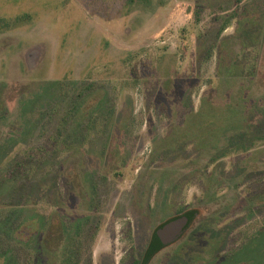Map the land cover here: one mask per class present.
Listing matches in <instances>:
<instances>
[{
    "label": "rangeland",
    "instance_id": "374dc122",
    "mask_svg": "<svg viewBox=\"0 0 264 264\" xmlns=\"http://www.w3.org/2000/svg\"><path fill=\"white\" fill-rule=\"evenodd\" d=\"M0 264H264V0H0Z\"/></svg>",
    "mask_w": 264,
    "mask_h": 264
},
{
    "label": "water",
    "instance_id": "95a60500",
    "mask_svg": "<svg viewBox=\"0 0 264 264\" xmlns=\"http://www.w3.org/2000/svg\"><path fill=\"white\" fill-rule=\"evenodd\" d=\"M186 225V218L179 217L178 219L172 220L163 227H161L155 234L153 244L150 248V253H153L162 245L168 243L177 237Z\"/></svg>",
    "mask_w": 264,
    "mask_h": 264
}]
</instances>
